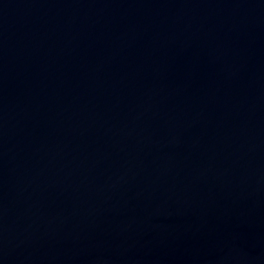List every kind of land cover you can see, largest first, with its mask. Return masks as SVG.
I'll return each instance as SVG.
<instances>
[{
  "label": "water",
  "instance_id": "95a60500",
  "mask_svg": "<svg viewBox=\"0 0 264 264\" xmlns=\"http://www.w3.org/2000/svg\"><path fill=\"white\" fill-rule=\"evenodd\" d=\"M0 264H264V0H0Z\"/></svg>",
  "mask_w": 264,
  "mask_h": 264
}]
</instances>
